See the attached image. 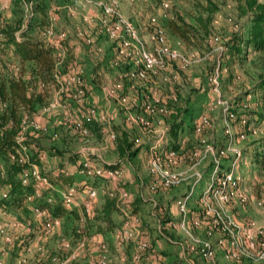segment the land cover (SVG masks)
Returning <instances> with one entry per match:
<instances>
[{"label":"rangeland","instance_id":"1","mask_svg":"<svg viewBox=\"0 0 264 264\" xmlns=\"http://www.w3.org/2000/svg\"><path fill=\"white\" fill-rule=\"evenodd\" d=\"M257 1L264 3V0ZM209 3L216 10L209 16L205 33L196 18H206ZM103 6L112 8L114 14L105 15ZM15 11L13 0H0V28L14 20ZM117 14L134 27L146 50L153 52L157 44L151 36L155 37L159 29L163 45L178 57H164L162 63L143 79L131 78L137 44H131L125 58H118L121 39L113 40L100 32L103 23L106 22L107 27L110 21V24L115 23ZM177 18L198 28L199 33L192 37L191 43L184 44L167 32L165 24ZM244 20L239 19L233 2L221 0H24L21 28L27 34L42 41L47 27L54 33L65 34L56 46V38H51L60 73L56 75L57 87H47L44 107L21 125L23 134L37 137L42 147L63 154L41 155L42 168L35 166L36 172L46 176L51 187L40 185V196L36 199L51 202L57 196L61 202L63 193L69 189L65 187L69 186L75 192L68 209L75 210L78 219L65 217L54 224L46 216L36 217L31 211V218L23 223L15 215L0 210V264H35L39 259L47 264H60L65 260L66 264H100L101 244L107 248L105 264H118L116 246L128 244L133 238L122 243L114 235L107 234L104 237L106 243L94 240V224L88 217L99 197H104L107 191L126 193L121 202L134 215V199L142 203L153 193L160 197H178L176 202L188 196V213L198 214L202 211L203 193L215 187L219 177L228 171L239 178V197L224 203L225 212L239 225L243 236L254 245L262 244L264 250V163L260 159L264 148H257L264 136V121L257 122L259 114H264V98L254 91L258 59L257 55L249 53L243 64L233 62L226 66L227 59L220 57L229 36L241 29ZM2 36L0 31V47ZM89 38L92 41L85 43L84 39ZM0 56V74L19 73L11 49ZM62 62L65 67L60 65ZM72 74L79 78L85 92L80 105L76 104L81 107L79 109L69 98H63L67 90L58 91ZM116 84L120 87L113 96L108 95ZM64 107H68L70 116ZM90 108L103 120L94 122L97 128L91 135L88 131L81 134L68 120L80 117ZM162 108L164 112L159 111ZM174 119L176 123L184 121L182 133L176 139L169 134ZM122 131L128 133L136 152L127 160L131 166L128 175L133 177L130 184L124 179L126 162L123 161L119 162L121 176L115 183L97 179L87 182L76 170L81 177H73L71 185L65 184L62 177H71L67 170L71 166L78 169L86 158L92 159L96 166L105 165L104 161L116 163L115 139L111 140L109 136ZM167 150L172 152L171 162L166 159ZM153 157L163 159L161 171L174 174L181 179L180 183L162 186L157 174L150 171L149 163ZM233 160L236 163L232 164ZM51 180L58 184L53 185ZM85 182L95 188L93 200L86 195ZM190 201L194 202L193 208L188 206ZM83 202L90 204L88 215L83 212ZM34 207L37 206H31L30 210ZM122 218L119 221L122 222ZM189 229L197 237L196 230L192 226ZM214 237L216 242L220 237L215 230L207 238L212 241ZM207 238L202 232L199 240ZM222 246L225 247L221 249L224 261L217 258L213 245L214 257L219 264H264V256L253 260H230L225 257L226 245ZM124 250L123 264H131L129 248ZM194 252L198 254V251ZM193 260L197 261L196 258Z\"/></svg>","mask_w":264,"mask_h":264},{"label":"trees","instance_id":"2","mask_svg":"<svg viewBox=\"0 0 264 264\" xmlns=\"http://www.w3.org/2000/svg\"><path fill=\"white\" fill-rule=\"evenodd\" d=\"M23 1L13 0L16 17L12 22L0 28L3 35L0 55H4L7 50L11 49L19 65L18 74L10 72L0 74V210L5 214L15 215L16 219L23 223L31 218V206L45 209L49 214V218L62 219L66 217L77 220V212L66 209L57 199V196L56 198L53 197L51 202L36 198L30 202H25L28 196L32 194L33 180L30 179L27 185H23L20 175L31 166L42 168L41 155L44 153L49 156H62L63 154L61 152H51L42 147L38 138H34L29 134H23L21 141H18L22 120L25 117L27 119L32 118L38 109L44 107L48 98L47 87L51 85L57 87L56 75H60L54 49L45 45L42 40L30 36L21 28ZM221 1L233 2L239 19L244 18L245 20L241 29L229 36L220 57L223 60L227 59L225 65L230 66L233 62L243 64L249 53L257 55L254 91L260 92L261 97L264 98V3L257 0ZM215 10V6L209 3L206 8V18H196V22L205 33H207L210 23L209 16ZM165 28L170 35L177 37L184 44L191 43L192 37H196L199 33L198 28L184 23L180 18L168 21ZM17 33H19L18 36H16ZM60 65L65 67L63 62ZM5 71H7V68H5ZM67 91L68 93H64L63 98H69L77 106L73 101L75 90L68 89ZM83 96H85V92ZM77 108L81 107L77 106ZM175 119L169 128V134L173 139H176L182 133L184 123V121L176 123ZM263 121L264 114H259L257 122ZM95 128L97 126L93 122L88 128L90 135ZM176 141L175 147L177 145ZM113 142L117 162L105 164L106 167L111 168L120 165L119 162H126L136 153L133 151V142L129 139L126 131L116 134ZM258 145L257 148H264V136ZM255 157L259 158L257 154H255ZM260 159L264 163V154H261ZM62 179L66 185H71L69 178L62 177ZM51 183L53 185L58 184L53 180H51ZM51 194L55 196L53 193ZM120 219L119 208L107 195L102 197V203L96 206L92 211V215L88 217V221L94 224V236L101 238L107 234L112 235L115 233L121 226ZM197 219L201 220L202 225L206 227L204 231L206 238L208 237L207 233H212L213 230L217 231L218 236H220L211 219L203 218L202 211L198 213ZM102 243H106L105 240ZM35 264L47 263L39 259Z\"/></svg>","mask_w":264,"mask_h":264},{"label":"built area","instance_id":"3","mask_svg":"<svg viewBox=\"0 0 264 264\" xmlns=\"http://www.w3.org/2000/svg\"><path fill=\"white\" fill-rule=\"evenodd\" d=\"M30 15L31 9H30ZM103 12L105 15L114 14L113 9L110 7H104L103 6ZM116 20L114 21V24H110L107 27V23H103L101 25V33H104L107 37L110 39H117L120 38V45L119 50L117 51L118 58H125L126 57V50H128L131 46V44L134 43L137 44V49L135 51L132 65L134 67L130 77L133 79H143L148 72H151L153 68H155L157 65H160L162 63V60L164 57H170V58H176L178 57L177 54L170 51L167 47L163 45L161 30H156L155 37L154 35L151 36V40L156 42V47L154 48L153 52H149L145 49L144 45L139 42V39L137 38V35L135 33L134 27L118 16V14L115 16ZM153 21V20H152ZM105 31V32H103ZM55 32L52 30V28L47 27L44 29L43 33V42L45 45L51 47L53 46L51 43V38H56V41L54 45H58V41H62L65 38L64 32ZM81 35V34H79ZM85 43H89L92 41V39H84ZM135 58V59H134ZM115 61V65H116ZM63 86V88H62ZM120 86L118 84L115 85L114 88H112L109 91L108 95L113 96L116 89H118ZM68 89H74L75 93L73 95V98L75 99V103L80 105L83 99V89L81 88L80 80L78 77H76L74 74L68 76L65 81L64 85H61L58 91L60 93L68 90ZM124 100L122 99V102ZM65 106V105H64ZM68 116L71 115L70 110L68 107H64ZM159 111H163L164 109H159ZM94 110L90 108L89 111H84L81 113L80 117H70L68 120V123L71 125V127L79 131L81 134H85V132L88 131V127L93 122H101L103 119L99 116H95ZM29 119L24 118L22 121V125L25 124ZM131 122H128L130 124ZM23 127V126H22ZM21 127V128H22ZM22 130L20 132V137L18 141H21L22 138ZM114 133L110 134L109 138L111 140L115 139ZM25 151V149H23ZM166 152V159L168 162H171L172 160V152L170 150L165 151ZM238 158V156H237ZM153 160L149 163L150 171L154 174H157L159 177V180L161 182V185L164 187H169L175 184L180 183V178H177L174 174L169 173L168 171H161V164L160 157H153ZM236 163V160H233L232 164ZM121 166L118 165L117 167H106L105 165L96 166L93 164L92 159L86 158L80 165L78 169V173L82 175L87 181L97 179L101 181L107 180L108 183L110 182H116L117 178H120L121 176ZM216 168H214L215 170ZM37 169L35 166H31L28 170L24 171L21 175V182L23 185H27L29 180H33V186H32V194L28 196L26 199L28 202H30L32 199L39 198V190L41 186H49L51 187L50 182L47 180L46 176H42L39 172H36ZM38 174V176H36ZM238 182L239 178H235L234 174L231 171H228L224 173V175L219 177V180H217V185L215 187H211L210 189H207L206 192L203 193V199L201 200L202 203V215L203 218H210L212 221V224L215 226V228L220 233V237L217 240V244L219 245H226V258L237 261L241 258H248V259H254V258H262L264 256V250L262 249V244L256 243L254 245L253 241L250 239H247V237L243 236V231H241L238 224L234 222L232 217L225 212L226 209L224 208V203L227 200H231L238 196ZM86 184V182H85ZM41 185V186H40ZM87 191L86 195L88 196L89 200H93L95 198V188L90 185V183L86 184ZM69 188V189H66ZM65 192L63 193L61 197L62 205L68 209L70 204L74 201V192L75 190L72 189L69 186L65 187ZM105 195L108 196L109 199L113 200L116 204V206L119 208L122 223L120 228L113 234L116 240H119L122 243H128L134 236V232L132 229L133 225H136L138 223L137 218L130 214V209L128 207H125L123 203L121 202L123 199L121 197H126V193L116 194L113 192L105 193ZM239 197V196H238ZM188 196L184 197L183 199H179L175 202L178 214L180 215V221L179 226L182 229V231L186 234L187 239L190 242V250L191 251H198V255L203 260L204 264H219L217 260L214 257V251H213V243L210 239L207 238V240H199L198 237H196L193 232L187 227V223L189 221V213L186 209V199ZM224 200V201H223ZM48 201H50L48 199ZM88 201V200H87ZM121 204H119L120 202ZM214 201V202H213ZM84 203V202H83ZM81 204L83 206V212L87 215L90 212V204L84 203ZM35 209H32V213L35 214L36 217H47L49 219V222L57 224V220L55 218H49V214L45 209H41L39 207H34ZM56 220V221H55ZM55 221V222H53ZM202 225L201 220L194 219L192 221V226L194 228H200ZM211 232L207 233V236H211ZM223 238V239H222ZM258 244V245H257ZM101 246V247H100ZM99 246L100 252L102 255L100 256L98 262L100 264H105L104 258L107 253V248L104 244H101ZM146 243H141L138 246V249L140 251L146 250ZM138 259V255L134 256V260ZM67 260L61 262L60 264H66Z\"/></svg>","mask_w":264,"mask_h":264},{"label":"crops","instance_id":"4","mask_svg":"<svg viewBox=\"0 0 264 264\" xmlns=\"http://www.w3.org/2000/svg\"><path fill=\"white\" fill-rule=\"evenodd\" d=\"M112 62L113 60L110 63ZM104 163L112 164L107 161H104ZM125 164L126 167L123 165L125 167L124 179L130 184L133 179L132 176L128 175L131 166L127 161ZM76 170L74 166H71V169L67 170L72 177L69 178L70 180H72L73 177H81ZM145 190L146 189L143 191L145 192ZM176 198L169 195L160 197L159 194L152 193V196L143 199L142 203H138V201L134 199L133 213L138 223L132 226L134 231L132 241L125 245L116 246V252L119 255L117 258L118 264L124 263V249L126 247L129 248L128 253L130 252V254L128 259L131 261V264H204L201 257L196 252L190 250V242L179 227L180 215L175 206ZM101 203L102 197H99L96 206H99ZM193 203V201L189 202V208H193ZM194 213L195 212L189 211L188 228L192 226V221L198 218V214ZM193 229L196 230L198 238H200L201 233L205 230L204 226L200 228L193 227ZM102 239L105 240L104 237L94 236V240L102 242ZM212 241L215 245L217 258L224 261L221 249L225 247L217 244L215 237ZM141 243H146V250L140 251L138 249ZM135 255H138L139 259L134 260ZM194 258H196L197 261H194Z\"/></svg>","mask_w":264,"mask_h":264}]
</instances>
